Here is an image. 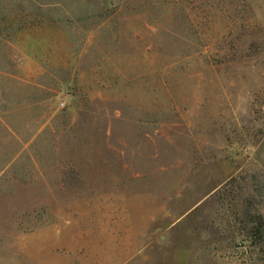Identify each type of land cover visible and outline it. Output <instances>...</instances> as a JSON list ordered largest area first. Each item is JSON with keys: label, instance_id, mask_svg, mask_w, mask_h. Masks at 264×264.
<instances>
[{"label": "rangeland", "instance_id": "374dc122", "mask_svg": "<svg viewBox=\"0 0 264 264\" xmlns=\"http://www.w3.org/2000/svg\"><path fill=\"white\" fill-rule=\"evenodd\" d=\"M0 264H264V0H0Z\"/></svg>", "mask_w": 264, "mask_h": 264}]
</instances>
